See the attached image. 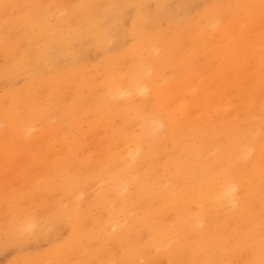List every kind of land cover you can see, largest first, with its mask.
<instances>
[{"label":"bare ground","instance_id":"bare-ground-1","mask_svg":"<svg viewBox=\"0 0 264 264\" xmlns=\"http://www.w3.org/2000/svg\"><path fill=\"white\" fill-rule=\"evenodd\" d=\"M195 1L0 0V246L71 228L13 264H264V0Z\"/></svg>","mask_w":264,"mask_h":264},{"label":"rangeland","instance_id":"rangeland-1","mask_svg":"<svg viewBox=\"0 0 264 264\" xmlns=\"http://www.w3.org/2000/svg\"><path fill=\"white\" fill-rule=\"evenodd\" d=\"M198 1V2H197ZM208 2V1H207ZM195 4V5H194ZM199 5V6H198ZM200 5H201V1L200 0H196L195 1V3H193L192 5H191V9H190V7H189V14L190 13H194L195 11H197V10H199L200 9ZM196 6V7H195ZM193 8V9H192ZM96 56L97 55H94L93 56V54H92V56H91V58L92 59H94V58H96ZM200 62V61H199ZM19 83L21 82V79H19V81H18ZM2 84V85H1ZM6 86V81H0V92H1V90H2V88H4V86ZM84 128H86V126H84ZM7 129V128H6ZM8 130V129H7ZM90 136V135H89ZM90 139V137L88 138V140ZM88 146V150L87 149H85L86 150V153H87V151H89V149H91V150H93V147L90 145V144H88L87 145ZM86 146V147H87ZM17 148H18V146H16ZM85 147V148H86ZM92 147V148H91ZM16 149V148H15ZM89 153H91V152H89ZM83 155H85V154H83ZM78 156H81V155H78ZM24 157V156H23ZM33 157H35V156H33ZM20 160V159H19ZM29 160V159H28ZM27 162H31V159L29 160V161H27ZM20 163H22V162H20ZM17 165H19V164H17ZM17 165H14V166H12V168H10V170L11 169H13V170H7L6 171V173H10L11 172V174H14L13 176L11 175V177H13L14 179V181L11 183V182H9V183H7L8 184V187H7V185H5V187L7 188V190L5 189V190H3L2 189V192H4L3 193V196L1 195L0 196V208L1 207H3V205H2V203H4V201H5V208H7V206H8V208L10 209V208H14V206H15V201L13 202L12 200H14L13 198H11L10 197V195L9 194H7V192L6 191H8L9 190V186H13V187H10L11 189L10 190H13V188H14V194H17V193H19V192H23V191H25V192H29V191H31V189H32V180H29L28 178V180L26 179V180H22V177H23V175H22V172H21V170H20V167H18L19 168V171H16L18 168H16L17 167ZM15 169H14V168ZM50 168V167H49ZM51 170V169H50ZM57 170V169H56ZM55 170V171H56ZM15 171H16V173H15ZM53 171H54V169H53ZM53 172L54 174H52L51 176H49V179H48V181L50 182H48V181H45V182H43V186H42V184L40 185V189H43V188H45L46 186L48 187L50 184L51 185H53L54 186V189H59L60 188V182H61V180L60 179H62V178H64V175H63V173L62 172H60V171H57V172ZM1 172V171H0ZM18 173V174H17ZM50 173H52V171L50 172ZM56 173H57V175H56ZM62 174V175H61ZM18 175L19 176H22V177H18ZM59 175H61V177H58ZM5 177H0V181H3L4 179L6 180V181H8L10 178L7 176L6 177V174L4 175ZM15 176V177H14ZM16 176H17V178H16ZM51 177V178H50ZM19 178V179H18ZM59 178V179H58ZM2 179V180H1ZM21 179V180H20ZM51 180H52V182H51ZM23 182V184H22V182H21V185H20V183H19V187L20 188H22L24 185V187L25 188H27V189H20L19 187H18V185H16V184H13V183H15V182ZM28 181H29V185H31V186H28ZM59 181V182H58ZM3 183H5L4 181H3ZM47 183V184H46ZM53 183V184H52ZM13 184V185H12ZM16 188L18 189L17 191H15L16 190ZM58 194L56 195L58 198L60 197L59 196V194H60V192L59 191H57V190H55ZM1 191H0V193H2ZM8 192H10V191H8ZM56 194V193H55ZM6 195H8V196H6ZM29 195V194H28ZM37 197L38 195H33L32 197H31V199H34V202H38V200L40 201V199H39V196L35 199L34 197ZM57 197H56V199H57ZM62 197V196H61ZM1 198H3V199H1ZM30 199V200H31ZM21 201V202H20ZM27 202L29 201L28 199L26 200ZM66 202L65 201V199L62 197V202H60V206H64V208L66 207V204H67V202L66 203H64V202ZM10 202H13L12 204L10 203ZM16 202H18V206H19V208L20 209H22L23 207H27L28 205H29V203L30 204H34L33 203V200L32 201H30L29 203H28V205H27V203H25V200L24 199H18ZM39 203V202H38ZM20 205H21V207H20ZM27 205V206H26ZM10 206V207H9ZM4 208V207H3ZM10 210H12V209H10ZM21 213V214H20ZM21 217V218H20ZM22 217H23V215H22V212H20L19 211V214L17 215V219H22ZM53 219H55L54 217H52V215H50L49 216V221L51 222V224H54V225H52V229H50V231L48 232V231H46L43 227L41 228V230L40 231H38V232H40L39 234H38V236H36V237H33V238H30L31 237V235H15V237H14V240L11 242V243H9V244H7V245H3L4 246V248H2V246H0V264H13L15 261H17V259H18V257H20V256H32V255H36V254H41V253H45L46 251H50L51 250V247L53 248V246H55V245H64L65 244V242H66V240L70 237V233H71V228H69L68 227V225L67 226H65L66 224L65 223H60L59 224V226L57 227L56 225H55V222H54V220ZM18 221V220H17ZM3 227H5L6 228V225H2V228ZM60 227H61V229H60ZM63 227V228H62ZM68 227V228H67ZM5 228H3V229H5ZM40 229V228H39ZM70 229V230H69ZM44 230V231H43ZM48 230V229H47ZM60 230V231H59ZM43 231V232H42ZM45 231L48 233V235H50L51 233H52V236L50 235L49 237L47 236V237H44V238H42L44 235H45ZM70 233H69V232ZM0 232H4V231H0ZM53 232L55 233L54 235H53ZM60 232V233H59ZM58 234V235H57ZM62 234V235H61ZM59 235H61V236H59ZM69 235V236H68ZM54 236V237H53ZM58 236V237H57ZM2 237V234L0 235V241H2V240H4V235H3V239L1 238ZM25 237V238H24ZM51 237V238H50ZM27 238H29V239H27ZM47 238H48V240H47ZM55 238V240H53ZM25 239V240H24ZM31 239V240H30ZM38 239V240H37ZM44 239V240H43ZM22 240V241H21ZM23 240H24V242H23ZM42 240V241H41ZM45 240H47V241H45ZM18 241H20L19 243H18ZM21 242H23V243H21ZM19 244V245H18ZM22 244V245H21ZM51 244V245H50ZM53 244V245H52ZM49 245H50V247H49ZM7 246V248H5ZM22 246H24V247H22ZM21 248V249H20ZM4 249V250H3ZM21 251V252H20ZM39 251V252H38ZM23 252H24V254H23ZM30 254H28V253ZM31 252V253H30ZM34 252V253H33ZM35 252H37V253H35ZM22 255H21V254ZM20 254V255H19ZM27 254V255H26ZM73 259L72 260H75L76 261V257L74 256V257H72ZM11 259L13 260V261H11ZM19 263H20V261H19ZM18 263V264H19ZM21 264V263H20ZM52 264H56V260H54V262L52 263Z\"/></svg>","mask_w":264,"mask_h":264}]
</instances>
